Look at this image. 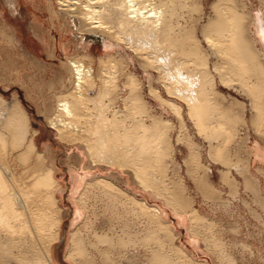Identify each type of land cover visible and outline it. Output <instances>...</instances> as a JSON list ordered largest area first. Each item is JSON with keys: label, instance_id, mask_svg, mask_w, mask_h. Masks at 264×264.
I'll return each mask as SVG.
<instances>
[{"label": "bare ground", "instance_id": "1", "mask_svg": "<svg viewBox=\"0 0 264 264\" xmlns=\"http://www.w3.org/2000/svg\"><path fill=\"white\" fill-rule=\"evenodd\" d=\"M262 1L264 5V0ZM19 3L21 0H15L11 11H15L14 16L23 13ZM57 3L59 12H63L66 18L65 25L72 26L79 33V48H83L85 52L66 57L70 69V87L66 92H61L63 94L58 96L55 110L47 116L49 127L57 133L60 140L68 143L81 142L91 165L106 163L128 169L139 179L141 186L160 196L179 215L178 218L181 219L183 214L187 215L190 220L189 231L199 233L198 227L202 220L182 194L181 182L169 178L167 174L161 179L153 175L158 166L164 163L162 152L159 151L161 149L154 150L152 145L155 144L145 136L149 124L153 123H147V118H154L142 114V106H145L146 100L141 98V80L129 69V61L121 55L118 44L123 43L124 47L131 49L142 59L143 70L149 82V93L182 119V106L178 99L185 103L189 116L195 112H204L208 106L209 90L215 81L210 73V55L214 53L232 55L234 63L249 69L264 86V8L253 11L245 0H57ZM5 4H8L7 0ZM6 24L10 32L9 38L14 41L17 31L11 24ZM2 32L4 34L3 29ZM90 40H93L90 45L93 42L100 43L103 54L93 55L87 52L86 46ZM114 49L117 53L115 55L112 54ZM84 57H89V61L85 62ZM94 58L98 62L97 74L91 61ZM120 65L128 69L126 73L124 70L123 76L125 92L114 99L113 107H109L112 99L108 95L116 90L112 76L116 75ZM149 66L159 72L158 78L167 97L151 84L153 74L148 71ZM214 69L218 68L214 65ZM217 75L223 79L224 73L219 71ZM98 79L101 84L99 87L95 86ZM95 87L98 88L97 91ZM262 87L258 93L260 100H264ZM106 99L109 103H106ZM118 99L123 101V108H133L132 119L129 117L127 120V115L121 116L123 108L117 107ZM223 109L230 114V119L225 120L227 118L221 115L224 121H219V126L229 121L237 126L244 124L243 109L241 113L238 112L236 103H226ZM256 116H253V120H256ZM29 121L26 109L15 95L7 99L0 94V226L3 227L0 229L1 264H4V260L8 264H64L60 254L67 241L69 248L64 258L71 259L74 264H124L118 258L120 252H125V258L132 257L134 253L125 247L133 243L131 231L125 223L120 227V234L113 231L109 224L106 228L88 226L89 229L84 234L78 230L68 232L71 222L63 221L62 207L54 194L58 189V181L52 174L55 165L38 149L36 130L30 129ZM162 123L156 122L154 127L162 129L165 122ZM29 129L30 133L27 134ZM87 130L90 135H87ZM209 144H212L211 139ZM167 149L170 151L171 146L167 145ZM220 154L221 151L209 153L213 159L214 155L223 157ZM9 156L10 159L7 160ZM12 163L14 166L25 167L18 173L12 168ZM222 163L230 165L227 169L220 170L222 181L227 180L236 185L237 179L230 178L229 172L231 167L240 171L239 165L227 161ZM186 165L203 194L213 196L216 191L206 180L207 177L194 175L190 160H186ZM71 168L70 190L75 192L85 173ZM259 168H256L257 172H262ZM208 169L206 167V172ZM244 181L246 179L243 183ZM248 183H244V186ZM84 186L81 194L86 189L99 188L109 196L126 199V209L144 219L148 233L156 238L150 254L154 264H202L175 244L176 232L171 221L163 219L159 205L151 204L145 198H137L126 188L118 187L108 176L87 178ZM208 190L210 194L206 193ZM74 211L79 215V210ZM117 236H121V239ZM165 246L176 254V259L165 254ZM216 253L221 257L225 256L223 251ZM129 261L126 264H130ZM223 264L229 263L223 260Z\"/></svg>", "mask_w": 264, "mask_h": 264}, {"label": "rangeland", "instance_id": "2", "mask_svg": "<svg viewBox=\"0 0 264 264\" xmlns=\"http://www.w3.org/2000/svg\"><path fill=\"white\" fill-rule=\"evenodd\" d=\"M7 1L8 4H5V0H0V8L3 7L0 14V94L7 99L15 95L20 100L29 115L30 129L36 130L35 139L38 149L43 151L47 160L53 161L55 165L52 174L58 181V189L54 194L57 203L62 207L63 221L71 222L68 225V232L78 230L84 234L91 226L106 228L109 224L113 231L120 234V227L125 223L131 231L130 238L133 239V243L125 247L134 253L132 257L130 256L131 258H125V252H120L118 258L124 264L130 259H132L129 261L130 264H154L150 254L156 238L148 233V226L144 219L130 209H126L128 206L126 199L109 196L99 188H89L84 191V195L81 194L87 178L104 175L110 177L118 187L126 188L134 193L137 198H145L151 204L159 205L163 219L171 221L172 228L176 232L175 244L180 245L193 259L202 264H223V260L229 264L230 260L231 264H264V205L261 201L264 199V189L260 182L256 183V176L254 177L252 173L253 167L246 162L244 156L245 146L254 139V135L260 137L259 135L263 133L259 121L264 119V101L260 100L261 96L258 94L262 83L257 80V76L253 75L249 69L234 63L233 56L228 53L217 52L210 55V73L215 77V81L209 90L208 106L204 112H195L189 116L186 113L185 103L178 99L182 106V119H180L174 115L173 110L162 106L149 93V82L142 59L135 55L134 51L124 47L123 43L118 44L121 55L129 61V69L141 80V98L146 100L145 106H142V114L154 118L153 120L147 118V123L150 121L153 123L149 124L145 136L152 144H155L152 145L154 150L161 149L159 151L162 152L164 163L158 166L157 171L153 169L156 173L153 175L161 179L164 174H167L169 178L181 182L182 194L189 200L190 206L196 210L195 213L202 220L198 227L199 233H193L189 231L190 220L187 215L183 214L181 219L178 218L179 215L166 205L160 196L141 186L139 179L135 178L128 169L106 163L91 165L88 153L81 142L68 143L60 140L57 133L49 127L47 116L55 110L58 96L70 87L68 81L70 69L66 57L83 54L81 52L85 51L79 48V33L72 26L65 25L66 18L63 12H59L57 0H21L19 7L21 6L23 13L19 16L13 15L15 11L11 13L15 0ZM245 1L249 9L253 11L264 8L262 0ZM206 12L208 13V8ZM6 23L11 24L17 31L14 41L9 38L10 32L7 30ZM2 29L4 34L8 32L6 36ZM92 41L90 40L86 46L87 52L93 55L103 54L100 43L93 42L90 45ZM53 44L56 46L53 47ZM115 50L112 52L114 55L117 54ZM84 58L85 62L89 61V57ZM91 61H93L94 72L97 74L99 71L97 59L94 58ZM214 65L218 69H214ZM119 67L115 72L116 75L112 76L116 90H112L108 95L112 99L109 107L111 105L113 107L114 99L125 92L122 84L127 67L124 68L121 65ZM249 67L251 68L250 65ZM147 68L153 74L151 84L158 87L161 94L167 97L158 78L159 72L155 71L157 69L150 66ZM219 71L224 73L223 79L218 77ZM96 82L95 86L99 87L100 80ZM97 87L94 88L95 91ZM262 91L264 92V86ZM229 102L236 103L238 112L241 113L243 109L244 124L237 126L229 121L223 126L218 125L219 121H224L221 115L227 118L225 120L230 119V114L223 109L224 104ZM106 103H109L107 99ZM117 104V107L123 108L121 99H118ZM133 111L131 106L124 107L121 116L127 115V120L129 117L132 119ZM255 114L256 120H253ZM156 122H165V125L159 129L154 127ZM30 129L27 134L30 133ZM89 130L87 135H90ZM209 139L212 140V144H209ZM167 145L171 146L170 151ZM210 145L215 149L213 150ZM212 151L213 154L215 151H221L220 155L223 157L214 155L213 159L209 155ZM188 155L190 158L187 159ZM9 159L10 156L7 160ZM186 160H190L194 175L207 177L205 179L216 191L213 196L203 194L204 192L197 187L188 171ZM222 161L239 165L240 171L231 167L229 172L230 178L237 179L236 185L231 181V183L227 180L222 181L220 170L230 166H226ZM11 166L18 173L25 167L24 165L14 166L13 163ZM71 167L73 170L76 168L77 171L85 173L80 187L75 192L70 190ZM206 167L209 168L207 172ZM24 175L23 172L22 176ZM244 179H246L244 183L249 182L245 184L246 187L243 183ZM206 193L210 194V191ZM76 209L80 211L79 215H76L74 211ZM2 228L0 226V229ZM117 238L121 239V236ZM115 243L118 244L117 240ZM64 244L60 254L61 257L63 256L62 260L64 264H74L71 259L64 258L69 248V241ZM163 250L170 258H177L167 246ZM222 251L224 257L216 253ZM184 261L187 263V260ZM4 264L8 263L4 260Z\"/></svg>", "mask_w": 264, "mask_h": 264}, {"label": "crops", "instance_id": "3", "mask_svg": "<svg viewBox=\"0 0 264 264\" xmlns=\"http://www.w3.org/2000/svg\"><path fill=\"white\" fill-rule=\"evenodd\" d=\"M259 125L262 127L261 129L263 133L259 135L260 137L254 135V139H252L249 145L245 146L244 156L248 157L246 158L248 159L249 164L253 167L254 170L252 173L254 177L256 176L255 179L258 180L257 182H260V184H262V187L264 189V119H261L259 121ZM256 168H259V170L261 169L262 172H257Z\"/></svg>", "mask_w": 264, "mask_h": 264}]
</instances>
